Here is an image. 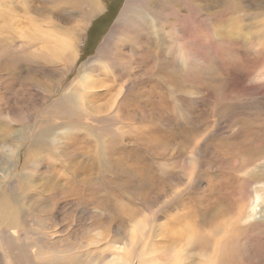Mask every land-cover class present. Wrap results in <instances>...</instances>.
Here are the masks:
<instances>
[{
  "label": "rangeland",
  "instance_id": "obj_1",
  "mask_svg": "<svg viewBox=\"0 0 264 264\" xmlns=\"http://www.w3.org/2000/svg\"><path fill=\"white\" fill-rule=\"evenodd\" d=\"M7 1L22 26H84L67 65L32 59L40 44L0 50V124L43 118L63 133L53 172L45 160L28 170L34 191L15 182L31 134L8 181L0 149V198L20 201L17 224L0 228V264H264V0H182L180 38L168 35L167 61L151 72L134 51L145 36L135 21L110 37L127 0H99L91 17L76 5L50 23L41 1ZM7 65L23 77L8 79ZM84 66L98 67L90 92L73 91ZM70 91L77 98L58 103ZM66 144L75 154L61 161ZM98 146L104 184L91 170ZM78 182L104 188L78 198ZM50 184L65 195L50 197Z\"/></svg>",
  "mask_w": 264,
  "mask_h": 264
},
{
  "label": "bare ground",
  "instance_id": "obj_2",
  "mask_svg": "<svg viewBox=\"0 0 264 264\" xmlns=\"http://www.w3.org/2000/svg\"><path fill=\"white\" fill-rule=\"evenodd\" d=\"M19 1L22 3V5H26L27 8L34 10L31 5L33 4L34 1L37 0H19ZM38 1L39 2L41 1L39 4H41V6L46 10L45 12L46 19L44 20H46L48 23H50L51 20H53L54 18L53 15L56 12H64L66 15L69 12H73V11L76 12L75 9L76 5L81 6L82 8L80 9L81 11L83 10L86 11L87 17H91L96 13H100L102 10L99 0H38ZM181 2L182 0H171V1L127 0L125 2V6L121 12V15L117 21V25L112 30L110 37L116 34L118 32V29L123 28V30H125L128 28L127 25L128 23L135 21L142 30L141 35H145V36L142 38L143 39L142 42L138 40L134 43L136 45L134 51L139 52L140 55L141 54L144 55L146 62L148 61L147 71L151 72L152 66L150 65L153 64L155 60L161 62L160 64L162 63L164 64V61H167V59L165 60V54L169 49V45H168L169 43L167 40L168 35L173 33V34H178L179 36V33L181 32V26H182L181 22L183 21V16H181L179 12L182 10V8H184ZM47 4H51L52 6L49 7L47 6ZM18 11L19 8L17 4L15 3L13 4L10 1L8 2L7 0H0V50H3L4 47L8 44L9 46H12L13 49H17L18 51L20 50L23 51L22 46L28 47L30 46L31 43L32 46L40 44V46L37 47L32 53H29V56L32 59L42 58L47 63H53V64L61 63L67 65L69 63H73L75 59V40L76 37L79 35L80 31L82 30L81 28L82 26L80 25L83 24V22L79 21L74 26L71 27L69 26V28H64L61 27L60 25H56L57 23L54 25H48L42 27L41 25H36L29 21L26 26H22L21 23L15 19L16 16L15 14ZM193 12L194 11H192V14ZM57 14L59 15L60 13ZM228 15L229 16L232 15V17L234 16L233 14L231 15L228 14ZM238 19H240V15ZM154 29H156V31H154ZM4 32H7L9 37H4L3 36ZM138 38L140 39L139 35ZM153 51L157 53H153ZM103 65L104 63H101L99 69ZM1 69H3V72H5L6 76L10 80L19 81L20 78L23 77V69H21V67L18 65L16 66L7 65L5 67H2ZM97 69L98 67L96 68V66H89L82 68L80 72V81L77 84H75V86L72 88L73 91L77 87H80L83 91L90 92L88 90L90 86H92V84L90 83L91 74L95 73ZM26 79L30 80L33 83L35 82V79L32 77H28ZM56 89L58 90V86L53 87L52 92L53 90L56 91ZM73 91H70L69 95L66 96L64 95L63 97H61V99L58 100V103L65 105L67 103H70L73 99L77 98L76 95H70ZM96 112H101V111L100 109H97ZM63 126H66V130L67 129L73 130V127L69 125L64 124ZM18 127H19L18 129L10 130L9 123L3 125L0 124V131H1L0 149L6 150L7 153L9 154V156L2 155L3 157L0 155V157H2L1 159L2 160L1 163H3L2 165H6L9 168L6 174L4 173L6 169L2 170L3 173L2 178L5 177V181H6L7 179H9L8 175H11L12 172L14 173L16 171V165L19 164L15 160L16 156L18 155L19 149L22 148L23 143L27 139L26 136L30 133L31 134L30 143L28 149L23 154L22 165L20 171L17 173V179L15 180V182L18 183L20 187L24 188L26 191H34L36 187L32 182L31 176L37 173L38 168L41 167L44 160L46 161V164H44L45 173L53 172L55 165L54 162L56 159L53 157L51 151H53L56 148V146L59 145L63 133L58 135L59 136L58 137L57 133H55L56 124L53 121L43 118H40L37 124L35 123V125L34 124L33 125L28 124L25 126L19 125ZM72 145L75 146V143H73ZM65 146H66L65 149L63 148L61 153L55 152L56 155L54 154L55 157H59L61 161L63 157H67L70 160L73 157L74 152L68 151L69 145L66 144ZM96 148H98L97 151L101 150L100 146ZM99 151L96 152V157L95 159H93V163H92L93 166H91V170L97 174L98 176L97 181L99 182L102 181L104 184L105 173H104V168L102 166V160L100 159L101 157L100 154L102 152L99 153ZM28 170L32 171V175L28 172ZM67 185H71L70 181L69 184L67 183ZM98 185L99 184L96 182H87V183L78 182V184H76L75 186V188H77L78 193H75V191L72 189L71 186L70 189L74 191L73 195L78 196L79 198V197H84L85 194L95 195L100 191H102L104 186L99 190ZM57 188H58L57 185L55 186L54 184L48 188L47 192L50 197L55 198L61 194L65 195V193L62 191L61 193L58 194ZM18 200L19 199L16 198H10V196L9 197L4 196L0 198V228H10L17 224L19 218L18 215L13 210L16 206L20 204V201ZM1 232L5 233L6 230L0 231V240H3L4 235ZM224 237L226 238V236ZM225 238L223 239L225 240ZM223 239L221 240V244L222 241L224 243ZM217 246L219 245L217 244ZM220 255L221 254H219V256Z\"/></svg>",
  "mask_w": 264,
  "mask_h": 264
}]
</instances>
